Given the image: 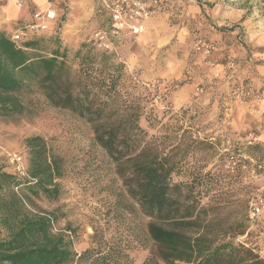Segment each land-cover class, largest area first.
<instances>
[{"label":"trees","instance_id":"16d2710c","mask_svg":"<svg viewBox=\"0 0 264 264\" xmlns=\"http://www.w3.org/2000/svg\"><path fill=\"white\" fill-rule=\"evenodd\" d=\"M167 1H161L159 10ZM97 12L104 25L106 12ZM59 23L60 16L53 29ZM92 50H78L69 59L57 34L31 36L17 47L10 33L0 31V120L18 125L46 105L88 127L119 182L120 203L148 220L143 231L151 247L143 264H264L255 245L218 241L204 230L213 208L205 199L225 181L219 170L206 169L208 160L193 166L198 155L206 158L208 140L192 139L183 130L182 143L165 151V138L181 129L178 121L163 120L140 105L134 91L139 82L121 64L109 62V52ZM25 146L30 180L14 175L9 166L0 167V264H127L120 242L101 246L103 233L96 226L91 246L77 253L71 240L75 231L54 232V215L28 210L34 198H63L62 181L71 175L90 182L94 178L85 173L91 167L103 169V161L89 156L79 166L76 154L67 150L63 155L55 138L39 134L27 137ZM245 146L250 157L261 159L264 143ZM185 170L189 179L176 181Z\"/></svg>","mask_w":264,"mask_h":264},{"label":"rangeland","instance_id":"374dc122","mask_svg":"<svg viewBox=\"0 0 264 264\" xmlns=\"http://www.w3.org/2000/svg\"><path fill=\"white\" fill-rule=\"evenodd\" d=\"M48 2L60 16L58 28L53 29L54 21H48V34L58 35L68 58L78 50L93 51L91 34L103 25L98 0ZM210 7L202 0H168L163 10L143 22L140 35L115 44L109 62L121 64L125 74L139 82L140 89L134 91L140 105L151 107L163 120L178 121L181 129L165 138V151L182 143L183 130L192 139L205 138L211 144L203 153L206 158L200 159L204 158L200 154L193 164L208 160L206 169L219 170L225 180L205 199L213 204L204 227L208 236L249 242L264 259V218L251 224L247 216L250 206L264 198V154L259 160L252 158L245 146L247 133L257 135L264 123V0L246 6L252 18L241 19L250 22L241 29L236 23L217 22L210 16ZM197 38L212 46L208 57L196 51ZM35 134L55 138L63 155L67 150L76 154L79 166L85 157L93 156L103 161L104 168H89L85 174L94 178L90 182L79 181L78 175L65 178L63 198L53 202L34 198L28 210L54 215V232L75 231L71 240L77 253L91 246L92 226H96L103 233L102 247L120 242L128 254L127 264H143L151 247L143 231L148 220L130 214L120 203L113 168L85 124L46 105L36 117L18 125L0 120V167L7 168L9 152L27 158L25 141ZM189 175L185 170L175 180L184 182ZM0 234H4L1 225Z\"/></svg>","mask_w":264,"mask_h":264},{"label":"built area","instance_id":"2783aa9c","mask_svg":"<svg viewBox=\"0 0 264 264\" xmlns=\"http://www.w3.org/2000/svg\"><path fill=\"white\" fill-rule=\"evenodd\" d=\"M162 0H98L99 11L106 12L107 21L91 34V44L94 49L101 52H111L115 50V44L127 36L140 35L144 28L143 22L160 11ZM58 17L57 11L50 3L42 10H35L31 14V19L24 25L16 28L10 39L16 46L29 39L31 36L48 32V21H55ZM196 51L208 57L212 48L201 38L195 42ZM213 65V62L210 61ZM232 66V64H229ZM246 145H254L257 139L253 133L246 135ZM7 165L10 171L19 178L29 179L27 165L24 156L19 152H9L6 154ZM264 195V190L261 191ZM248 219L253 224L257 219L264 218V198L256 200L248 210Z\"/></svg>","mask_w":264,"mask_h":264},{"label":"crops","instance_id":"0c3cea01","mask_svg":"<svg viewBox=\"0 0 264 264\" xmlns=\"http://www.w3.org/2000/svg\"><path fill=\"white\" fill-rule=\"evenodd\" d=\"M202 1H208L211 4L210 16L215 18L217 22L236 23L237 28L241 29L250 22H240V20L252 18V15L247 13L248 7L246 6L254 0ZM48 3V0H0V31L11 34L16 28L30 21L33 11L45 8ZM260 129L261 131L255 137L257 141L264 142V123L260 125Z\"/></svg>","mask_w":264,"mask_h":264}]
</instances>
